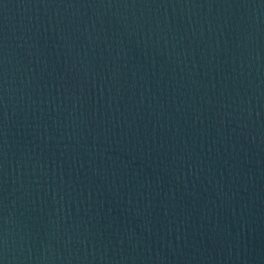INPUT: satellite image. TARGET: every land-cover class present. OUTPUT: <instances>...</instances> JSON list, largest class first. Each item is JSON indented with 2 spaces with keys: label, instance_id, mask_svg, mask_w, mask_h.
<instances>
[{
  "label": "water",
  "instance_id": "obj_1",
  "mask_svg": "<svg viewBox=\"0 0 264 264\" xmlns=\"http://www.w3.org/2000/svg\"><path fill=\"white\" fill-rule=\"evenodd\" d=\"M0 264H264V0H0Z\"/></svg>",
  "mask_w": 264,
  "mask_h": 264
}]
</instances>
